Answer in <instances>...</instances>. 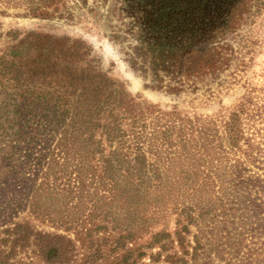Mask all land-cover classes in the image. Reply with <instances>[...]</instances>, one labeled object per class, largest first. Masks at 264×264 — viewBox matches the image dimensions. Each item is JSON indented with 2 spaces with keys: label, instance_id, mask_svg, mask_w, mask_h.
Returning <instances> with one entry per match:
<instances>
[{
  "label": "trees",
  "instance_id": "1",
  "mask_svg": "<svg viewBox=\"0 0 264 264\" xmlns=\"http://www.w3.org/2000/svg\"><path fill=\"white\" fill-rule=\"evenodd\" d=\"M115 2L130 19L121 21L120 40H131L134 67L170 93L213 82L241 50L239 30L253 6V0ZM9 9L22 17H70L65 0H0V13ZM5 36L0 264L73 263L72 240L17 221L25 210L64 233L83 229L87 247L79 264L106 255L97 231L112 234L108 248L118 251L148 235L145 248L157 249L150 264H264V167L244 175L260 151L253 139L264 144V117L250 95L211 118L158 111L122 96L80 41L34 30ZM189 228L190 242L183 238ZM28 250L34 261L24 263ZM133 252L114 264L126 258L133 264Z\"/></svg>",
  "mask_w": 264,
  "mask_h": 264
},
{
  "label": "rangeland",
  "instance_id": "2",
  "mask_svg": "<svg viewBox=\"0 0 264 264\" xmlns=\"http://www.w3.org/2000/svg\"><path fill=\"white\" fill-rule=\"evenodd\" d=\"M65 1L70 13V17L66 19L22 17L18 14L20 13L19 10L16 9H9L4 13H0V49L10 42L5 36L6 32L14 31L18 35H21L26 31L34 30L54 35H64L71 40L80 41L83 44L85 43L81 37L84 33L98 32L121 42L125 50L128 53L130 52L127 44L129 42L132 43L131 40H120V37L123 35L122 31L125 29L121 21L126 23L130 19L125 18L123 20L118 10L120 5L115 0ZM255 1H259L260 5L255 7ZM248 10L250 12L247 16L248 19L245 20V24L239 30L242 39L239 46L241 50L231 55L227 66L215 75V79H211V81L213 80L212 83L196 84L195 90H192L190 93H170L165 89L158 88L164 93V98L159 103H156L149 102V100L143 98L134 99L130 97L121 84L105 75L113 82L117 91L129 101L149 105L158 111L175 110L187 116H208L211 118L221 113L225 115L241 97L250 95L253 98L258 113L264 117V0H253V6L249 7ZM88 52L90 55L89 49ZM90 58L94 61L96 68L101 71L98 67V62L91 55ZM259 128L262 129L261 135L264 134V126L259 123ZM253 140L255 143H259L257 146L260 145V151L257 154L255 162L251 166H247L244 173L245 176L260 175L262 174L261 169L264 167V144L255 138ZM260 177L262 178V176ZM173 218L174 216H170L166 232L171 233ZM16 220L27 222L36 230L65 235L72 240L75 246V257L72 260V264H79L83 259L85 247H87V238L84 237L85 233L83 229L70 230L64 233L61 228L56 229L48 222L38 217L30 216L26 210L17 215ZM85 226L86 224H84ZM157 230H159L158 226L151 228L149 231L154 233ZM189 231L183 235V238L190 242V235L194 231L192 228H189ZM108 235V241L104 242L103 238H107ZM96 237L100 238L98 240L100 245L105 244L103 249L104 251L107 250V253L105 256L95 255L94 264H114L115 259L119 258L122 254L123 256L126 255L128 249L134 250L132 253V258H134L133 264H150L148 262L149 255L157 251L156 248H145L148 235H142L130 243L127 242L124 248L119 251L114 250L115 246L111 249L108 248L113 237L112 234H103L101 231H97ZM174 250L172 248L168 253L175 252ZM29 251L24 252L20 256V261L24 263H27L28 260L34 261ZM24 255H26V258ZM161 257L160 261H163ZM130 262L126 258V260L121 259L120 264H129Z\"/></svg>",
  "mask_w": 264,
  "mask_h": 264
},
{
  "label": "clouds",
  "instance_id": "3",
  "mask_svg": "<svg viewBox=\"0 0 264 264\" xmlns=\"http://www.w3.org/2000/svg\"><path fill=\"white\" fill-rule=\"evenodd\" d=\"M81 39L90 50V55L98 62L99 69L121 84L130 97L156 103L164 98V93L154 87L155 77L134 67L121 42L98 32L84 33ZM135 44L140 47L137 39Z\"/></svg>",
  "mask_w": 264,
  "mask_h": 264
}]
</instances>
